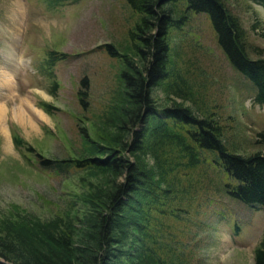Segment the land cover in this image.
<instances>
[{"label":"trees","instance_id":"obj_1","mask_svg":"<svg viewBox=\"0 0 264 264\" xmlns=\"http://www.w3.org/2000/svg\"><path fill=\"white\" fill-rule=\"evenodd\" d=\"M248 1L264 7V0ZM125 2L139 18L128 31V51L121 55L127 67L120 88L105 111L109 138L79 126L81 147L74 157L33 154L42 171L64 175L77 169L99 174L104 182L81 177L86 190L73 199L81 206L69 208L64 218L39 221L15 215L8 220L0 234V264H185L196 247L194 229L203 225L194 217L205 216L212 203L209 190L253 208L264 206V130L255 139L261 149L235 151L212 112L183 104L194 98L169 45L172 30L179 31L191 15H203L225 59L252 86L253 101L264 107V57L249 44L238 17L223 0ZM106 49L115 54L111 45ZM51 57L52 63L66 54L51 52ZM46 69L53 96L57 85ZM155 87L180 101L158 105ZM86 89L82 77L76 96L84 110ZM36 105L46 114L54 107L43 101ZM11 142L14 148L24 144L16 133ZM24 149L34 151L27 144ZM209 166L218 177L211 189L203 180ZM186 224L194 225L186 229ZM253 264H264V220Z\"/></svg>","mask_w":264,"mask_h":264},{"label":"rangeland","instance_id":"obj_2","mask_svg":"<svg viewBox=\"0 0 264 264\" xmlns=\"http://www.w3.org/2000/svg\"><path fill=\"white\" fill-rule=\"evenodd\" d=\"M223 1L238 17L249 44L264 57V7L248 0ZM138 18L125 0H0V234L15 215L46 221L79 208L80 202L73 199L86 190L81 177L104 182L99 174L77 169L64 175L42 171L33 154L74 157L81 147L79 126L109 138L112 129L104 126L105 111L120 88L121 72L127 67L121 55L128 51V31ZM169 39L175 67L194 98L183 104L212 112L238 153L261 149L255 139L264 130V107L253 101L252 86L225 59L204 16L191 15ZM106 45L112 46L114 55ZM51 52L66 57L51 63ZM46 67L57 85L53 96ZM82 77L87 80L85 110L76 96ZM152 95L160 106L180 101L173 93L164 95L160 87L153 88ZM39 101L54 106L52 112L44 113L36 105ZM27 105L41 113L33 126L16 116L18 110L27 112ZM13 133L34 151H25L24 144L14 148ZM217 179L209 166L203 173L208 189ZM208 194L212 203L205 216L194 217L203 225L194 229L196 247L185 264H253L264 206L250 207L214 189ZM194 224H186V229Z\"/></svg>","mask_w":264,"mask_h":264},{"label":"bare ground","instance_id":"obj_3","mask_svg":"<svg viewBox=\"0 0 264 264\" xmlns=\"http://www.w3.org/2000/svg\"><path fill=\"white\" fill-rule=\"evenodd\" d=\"M26 107V106H25ZM21 109V108H20ZM25 110H27V112L26 111H24L23 109H21V111L20 110H18V112H16V116H21V118L23 117V119H25V120H27V124L29 125V126H33V123L32 122H34V120H37V119H40L41 118V113L38 111H34L32 108H30V106H28L27 105V108L25 109ZM31 110L33 111V113L34 114H32L31 115ZM25 113V115H24V113ZM28 117V118H27ZM1 118H2V109H1V107H0V121H1ZM18 118V117H17ZM20 119V118H19ZM1 126H2V124H1Z\"/></svg>","mask_w":264,"mask_h":264}]
</instances>
